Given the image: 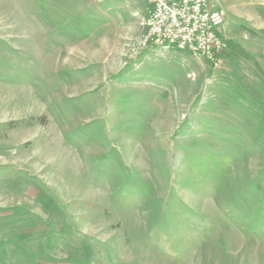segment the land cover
Listing matches in <instances>:
<instances>
[{
  "label": "rangeland",
  "instance_id": "rangeland-1",
  "mask_svg": "<svg viewBox=\"0 0 264 264\" xmlns=\"http://www.w3.org/2000/svg\"><path fill=\"white\" fill-rule=\"evenodd\" d=\"M218 1L214 67L145 0H0V264H264V0Z\"/></svg>",
  "mask_w": 264,
  "mask_h": 264
},
{
  "label": "built area",
  "instance_id": "built-area-1",
  "mask_svg": "<svg viewBox=\"0 0 264 264\" xmlns=\"http://www.w3.org/2000/svg\"><path fill=\"white\" fill-rule=\"evenodd\" d=\"M147 16L139 47L189 51L214 67L229 43L220 32L225 21L218 0H145Z\"/></svg>",
  "mask_w": 264,
  "mask_h": 264
}]
</instances>
